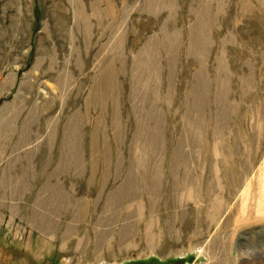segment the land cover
Returning <instances> with one entry per match:
<instances>
[{"label": "rangeland", "instance_id": "374dc122", "mask_svg": "<svg viewBox=\"0 0 264 264\" xmlns=\"http://www.w3.org/2000/svg\"><path fill=\"white\" fill-rule=\"evenodd\" d=\"M241 1L224 0L219 8L216 0H208L212 17L199 29L201 22L193 10L198 7L196 0H175L174 13L156 6L155 0H79L89 24L83 31L76 0H0V87L4 86L0 120L4 104L11 106L16 95L18 104L25 94L18 118L23 119L32 101L50 97L51 116L56 117L47 125L43 112L35 113L26 145L16 142L19 129L10 139V134H0V264H214L223 259L227 264H264V5L249 0L250 11H242ZM199 30L206 45L200 60L188 50ZM163 34L172 41L171 55L161 46L153 48L154 63H160L158 83L152 84L148 100L138 105L142 112L136 117L129 80L135 75L138 51L149 39L162 41ZM120 35L121 54L113 49V38L118 40ZM218 55L223 59L222 71L213 69ZM109 60L116 69L117 131L111 126V101L104 103V110L103 102L97 107L85 102L94 76ZM63 69L68 70L70 84L61 95L54 77ZM25 74L37 80L28 92L27 78L21 82ZM20 82L23 88L17 91ZM155 88L158 101H152ZM192 89L202 93L196 98L200 117L195 110L188 128L184 119L189 111L192 114ZM73 111L79 114L76 144L82 164L48 178L57 169L63 128ZM96 117L101 130L98 141L106 135L111 152L104 179L100 160L90 177ZM116 145L119 156H115ZM139 149L144 150L146 171L141 169L133 187L123 174ZM120 160L124 171L116 177L114 166ZM56 185L66 194L63 206L53 197L46 200L42 192L43 186L54 192ZM120 188H131V198L106 210L107 194ZM75 197L86 198V214L72 220L71 213L79 205ZM125 203L129 211L137 205L142 209L123 212ZM48 212L53 226H58L55 236L30 223L33 215ZM109 213L107 221L98 222ZM139 213L150 217V225L160 226L152 229V247L144 239L148 222L144 226L141 220L136 222ZM212 214V221L206 219ZM196 218L200 231L192 238ZM121 222H134L137 229L130 246L118 242ZM68 224L76 232L63 245L61 234ZM110 230L114 237L108 240ZM75 236L86 239L84 247ZM218 237L223 238V250L214 260L196 242L207 245Z\"/></svg>", "mask_w": 264, "mask_h": 264}, {"label": "bare ground", "instance_id": "6f19581e", "mask_svg": "<svg viewBox=\"0 0 264 264\" xmlns=\"http://www.w3.org/2000/svg\"><path fill=\"white\" fill-rule=\"evenodd\" d=\"M155 1H156V6H164V7H166L165 9H168V12L173 11V13H174V10H175L174 1L175 0H155ZM216 1H217L218 7L221 8V6H223L222 1L224 2V0H216ZM259 1L262 2L261 4L264 5V0H259ZM97 2H98V0H96V3ZM196 3H197L198 7L196 9H193V10L197 13V17H199V22H201V23H199V29H202L206 23V20L210 19V17H212V16L210 14L209 5L207 6L208 0H196ZM90 5H93V3H91ZM75 6L78 7L77 14H76L77 20L83 26L82 30L84 31V29L85 30L87 29L88 22L86 21L84 15H83V12H82L81 7L79 5V0H76ZM111 7L114 9V6H111V4H110V7H108V10L110 13H112ZM239 8L242 11L243 10L244 11H250L249 0H242L240 2ZM160 11L158 13H160ZM104 12H105V10H104ZM109 21L114 22V20H109ZM88 31H90V27H89ZM173 37L175 39V35H173ZM124 42H125V39H124ZM206 43L208 45L209 40H207ZM122 44L123 43H122L121 35H120V39L118 38V40L116 38L114 40V38H113V49L115 51H117V49H120V54L122 53L121 52L122 46H123ZM171 44H172V41L170 40L169 36L167 34H163L162 35V41H159L158 39H152V40L149 39L148 41L145 42V44L140 49V51H138L139 56L136 59V66L133 69V71H135V75L133 76V74H131V78L129 80V81H131L129 98L132 102V105H133L132 110L134 111V114L136 117L141 116L140 114L142 112V110H140V106H138V105L141 103H144L145 100L146 101L148 100L147 97H148L149 92L152 89L151 88L152 84L157 85V83H158V82H156L157 81L156 75L160 70V63L158 62V65L156 63H154L153 48L156 46H161L163 48H166V52L168 55H171V50L168 48L171 46ZM159 50H162V49H159ZM188 50L191 52L192 55L195 56L196 59H199V60L202 59V51L203 50L206 51V45L201 41L200 30L198 32L197 39L189 45ZM158 56H159V54L157 55V58H158ZM39 59H37V60H39ZM53 60H54V56H50V61H53ZM110 62H111V60L104 63L102 65V67L100 68V70L97 72V74L94 76L92 84L90 85V88L88 90L89 92L87 94L85 102H87V104L91 103L95 107H97V105L102 103V102L104 105V103L106 101H108V100L111 101L112 102V106H111L112 111H111V117H110L111 126H112V129L114 131H117L119 126H120V118H119V115L117 112V103H116L118 101V94H117V89H116L117 86H116V82H115V71H116V69H115L114 65ZM147 62H149V64H150L149 68H146ZM203 63L204 62H202L199 65L198 69L200 71L203 67ZM37 64H38V62L36 63V65ZM215 65H216V68H213V69H216V71H222L223 70L224 65H223V59L221 58V55L216 56ZM34 68L38 69V66H34ZM64 69L62 71H59V70H58V72L56 71L55 77H54L56 87L60 91L61 95H63V92H65V90L67 89V87L70 84V80H69L68 72H67L68 70L66 71ZM142 71H144L145 73L143 74ZM219 74H220V72H219ZM26 75L27 74H25L23 76V78L21 79V82L25 78H27L25 82L27 85L26 92H28V88L29 87L31 88V86H33L35 83H37V80H36V78H34V79L29 78L28 79V77ZM42 75H43V73H42ZM228 75L229 74H227V76ZM216 76H217V74L215 75V77ZM170 78H171V74L169 73V79ZM6 79H8V76H6ZM9 79L11 81L12 78H9ZM220 80H223L222 77ZM7 82H9V80ZM21 82L19 83V85L21 84ZM219 82L221 83V81H219ZM21 85L18 87L17 91H21V89L23 88ZM146 85L150 88V90L148 92L146 91V88H147ZM3 87L4 86H1L0 89H2ZM33 88H34V86H33ZM224 90L226 91V89H224ZM40 94H43V93L40 92ZM190 94L193 95V97H194V101H192L193 103L189 107V108H191L192 114L189 111L188 115L186 117L187 119H184V123L188 125V128L190 127L189 123L191 121H193L192 116L193 117L195 116V114H193V113L195 112V110L197 108H200V107H198L199 106V100H197L196 98H199V97L201 98L200 94H202V93L198 90L192 89L190 91ZM153 95L154 96H153L152 101H158L159 94H158V91L156 88L153 89ZM17 98H18L17 95L13 98L14 101L11 103V106H9V102H6V104H4V106H3V111H2L3 118H1V120H0V134L6 135L8 133V134H10V136H8V138L10 139V137L12 138V134L15 133L19 129L18 130L19 133L16 136V142H21V143H23L22 145H26L28 143V140L26 139V135H28V130H29L28 128L30 127V120L33 119V117L35 116V113L43 112L40 114H42L44 117H46V124L49 125V123L55 117V116H51L52 115V106L51 105L54 103H53V100L51 99V97L44 99V97L42 96L41 99H44V100H40L39 103L37 101H32V104H31L30 108L28 109V112L23 117V119L22 118L20 119V118H18V116H19L21 109L18 105L23 104L27 100V95L25 94L24 97L22 98V100L21 99L18 100V104H16V102H15V99H17ZM39 98H40V96H39ZM34 99H36V98H34ZM104 107H105V105L103 106L102 110L105 109ZM198 111H197V115H198V117H200V115L198 114ZM99 112H101V110ZM145 113H146L145 115L147 117H149L150 113H148L147 111H145ZM78 115H79L78 112L73 111L66 118V123H65L64 128H63L64 132H63V138H62V146L60 149V155L58 157L59 160H58V163L56 165L57 169L54 168V171H53V172H55L54 175H53V172H51L50 174H48L49 175L48 178L51 176L53 177V176L59 174L62 170H65V168H67L71 165L74 166L76 169L77 168L76 166H80V164H82L81 163L82 160L79 159L80 157H79L78 149H77L78 144H76L77 143V135H78L77 132H80V131H77V129H78L77 128V124H78L77 121H79ZM151 116H152V114H151ZM198 117H196L197 122H199V120H200V118H198ZM17 118H18V121H20V123H18V124H17ZM99 120L100 119L98 117H96L94 126H93L92 131H91L90 150L89 151L91 154V158H90L91 161L90 162L92 164V168H91L90 177H93V174L96 172L95 168H96L98 161L100 160L104 163L103 169H102V175H101L102 179H104L109 174V168L111 165V164H109L111 152H110L109 147L106 144V140H107L106 135L102 136L100 142L98 141L97 136L99 134V131L101 132V130H99L100 129L99 128ZM146 120H148V118H146ZM136 122L140 123V121H138V120H136ZM96 127H98V129ZM12 129H13V131L10 132ZM102 129H103V125H102ZM145 134L146 133H144L143 136ZM199 135H200V133H199ZM193 137H196V133L193 135ZM133 142L134 141L132 140V143ZM1 143L3 144V141L0 138V145H1ZM118 146L119 145H116L115 156H119ZM143 146H145L144 139H143ZM136 152L138 153V155H136L135 158L133 159L132 163L126 167L125 174H123L124 175L123 179L126 175V179L130 181V183L133 187L137 184V182L139 180L138 175L141 174V169H143L144 172L146 171V169L142 166L143 161H144L143 160L144 150L139 149ZM96 153H98V156L95 155ZM122 167H123V165H122L121 160H120V162L119 161L115 162L114 168H115V176L116 177L121 175V171L122 172L124 171ZM100 168L101 167H99V170H100ZM78 170H76V171H78ZM76 173L77 172H75V174ZM57 176H59V175H57ZM89 181H90V179H89ZM103 184L104 183H102V186H103ZM53 189H54V192L49 186H43L42 192L45 193V199L50 200L53 197L55 201L61 200V202H62L61 206H63V199L66 197L65 196L66 194L63 191L62 192L60 191L58 185H56ZM130 189L131 188L127 189L126 191H122V189L120 188V190L115 189L114 191L109 192L107 194V196L105 198V202H104V207H107L106 210L108 208L110 209L112 207L117 206L118 204H120L121 200L126 202L129 198H131V192L129 191ZM99 191H101V190H99ZM46 195H47V197H46ZM74 199L76 200V202L79 205H78L77 209L73 210V212L71 210L72 216L70 218H72V220H76L79 217L85 216V214H86V211H85L86 203L83 202V201H85L86 198L78 199L75 197ZM65 206H67V205H65ZM73 208H75V207H73ZM141 209L142 208H140L139 205H137L134 210L129 211L127 208V205L125 203V205L123 207V212L135 213V211H137V210L140 211ZM139 214L136 215L139 218V219L136 218V222L141 220V222L143 223V226H144V222H148V224L146 225L145 230H144V239H145V244H147L149 247H152L154 244V241H155V240H153L152 229L154 227L158 228L160 226L157 224L150 225L149 223L152 222L150 220V217L145 216L144 213L143 214L139 213ZM109 215H110V213L104 215V217L99 218L98 222L100 223V222L107 221L109 219L108 218ZM51 216H52L51 212L42 213L40 215H33L30 218V223H32L39 230L43 231L45 234L55 236L58 233V229H57L58 226H55L56 228L53 226V220H52ZM206 219H208V220L210 219L212 221L214 219V215L213 214L209 215V216H207ZM196 221H197L196 226L191 230V235H190L191 237L196 236L200 231L199 219L196 218ZM122 222H124V220ZM141 222H139V223H141ZM155 222H158V221L156 220ZM122 224L116 230V232L118 234V242H119V244H122L124 246H130L133 243V240L135 239L134 236L135 235L137 236V234H136L137 229H135L136 227H135L134 222L131 224L127 223V222L123 225ZM114 229H115V227H114ZM112 230H110V232L108 234V240L110 237H114ZM108 231L109 230L106 229V230H102L101 232H108ZM63 232L64 233L61 234L62 235L61 241H62V244L65 245V244H68L69 238L73 235L72 233L76 232V228L71 227L68 224L63 228ZM75 239H77L78 243L80 241L82 242V245H83L82 247L85 246L84 241L86 239L81 240V238H78V236H75ZM222 242H223V238L218 237V238H214V240H211L207 245L205 244V242L199 241V240L196 242V244H197L198 249L204 248L205 250H207L210 253V255L215 260V256L219 253V251L223 250V243ZM70 244H72V243H70ZM214 260L212 262H214ZM214 264H227V263L223 259V260H219V261L214 262Z\"/></svg>", "mask_w": 264, "mask_h": 264}]
</instances>
